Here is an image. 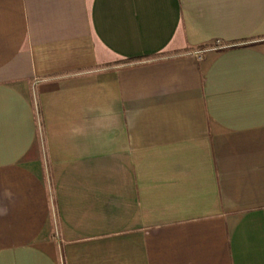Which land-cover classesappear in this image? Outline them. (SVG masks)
Instances as JSON below:
<instances>
[{
	"label": "crops",
	"instance_id": "obj_1",
	"mask_svg": "<svg viewBox=\"0 0 264 264\" xmlns=\"http://www.w3.org/2000/svg\"><path fill=\"white\" fill-rule=\"evenodd\" d=\"M0 264H264V0H0Z\"/></svg>",
	"mask_w": 264,
	"mask_h": 264
},
{
	"label": "built area",
	"instance_id": "obj_2",
	"mask_svg": "<svg viewBox=\"0 0 264 264\" xmlns=\"http://www.w3.org/2000/svg\"><path fill=\"white\" fill-rule=\"evenodd\" d=\"M216 46H218V47H225V45L222 42H217Z\"/></svg>",
	"mask_w": 264,
	"mask_h": 264
},
{
	"label": "trees",
	"instance_id": "obj_3",
	"mask_svg": "<svg viewBox=\"0 0 264 264\" xmlns=\"http://www.w3.org/2000/svg\"><path fill=\"white\" fill-rule=\"evenodd\" d=\"M128 62V61H127ZM130 62V61H129ZM131 63V62H130ZM39 109V108H38ZM39 116V115H38ZM39 118H40V116H39ZM39 124H40V121H39Z\"/></svg>",
	"mask_w": 264,
	"mask_h": 264
}]
</instances>
